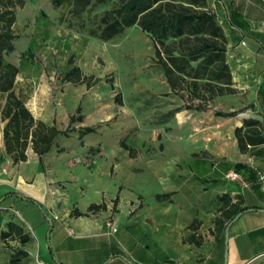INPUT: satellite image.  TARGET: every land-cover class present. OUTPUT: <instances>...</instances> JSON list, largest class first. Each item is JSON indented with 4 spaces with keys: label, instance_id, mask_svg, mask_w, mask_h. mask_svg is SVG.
I'll list each match as a JSON object with an SVG mask.
<instances>
[{
    "label": "crops",
    "instance_id": "obj_1",
    "mask_svg": "<svg viewBox=\"0 0 264 264\" xmlns=\"http://www.w3.org/2000/svg\"><path fill=\"white\" fill-rule=\"evenodd\" d=\"M210 5L227 39L232 86L247 90L250 109L245 115L260 121L264 134V0H210ZM232 96L217 98L230 102ZM4 100L5 96L0 111ZM25 105L35 119L53 124L43 112L35 115L34 108ZM74 113L68 112V122L71 116L78 117ZM197 114L199 129L188 127L167 144L169 153L184 158V176H177L175 159L128 158L130 152L121 143L104 144L95 155V145L103 143L99 138L95 144L83 143L96 130L80 137L83 127L94 128L81 121L72 123L80 126L69 137L63 136L65 143L59 136L41 157L28 147L26 159L13 163L5 153L0 117V231L14 223L29 238L24 243L0 238L2 264H11L18 250L25 255L15 264H256L263 260L264 213L258 209H264V145L260 155L239 150L234 135L242 124L239 114ZM229 170L241 179H225ZM162 172L168 175L165 181ZM182 178L189 185L182 184ZM151 180L161 187L146 195L143 185ZM184 187L199 196L194 213L185 214L178 203ZM226 198L232 203L240 199V207L254 209L230 226L227 240L215 225ZM92 205L96 208L90 210ZM155 214L162 216L158 223H153Z\"/></svg>",
    "mask_w": 264,
    "mask_h": 264
},
{
    "label": "rangeland",
    "instance_id": "obj_2",
    "mask_svg": "<svg viewBox=\"0 0 264 264\" xmlns=\"http://www.w3.org/2000/svg\"><path fill=\"white\" fill-rule=\"evenodd\" d=\"M110 6L107 3L94 8L89 17ZM65 12V8H54L50 0H24L16 9L15 49L5 61L18 67L15 91L28 107L34 108L35 115L43 112L59 129L72 131L80 126L68 122V112L73 111L82 116V125L94 127L96 133L85 136L82 142L95 144L99 138L103 144L95 145V155L104 144L119 146L123 142L131 149L128 158L175 159L177 176H184V158L169 153L167 144L183 136L188 127L199 129L197 112L234 117L250 109L247 90L239 87L234 88L230 102L215 98L202 110L187 109L179 97L170 93L155 63L152 41L139 27L133 25L116 38L103 41L78 30L75 23L68 28L60 22ZM72 68L80 72L76 82L65 80ZM4 96L0 93V102ZM75 104L79 110L73 109ZM247 118L245 115L241 121ZM59 140L66 142L63 136ZM161 176L164 181L168 178L167 173ZM181 182L189 185L184 178ZM160 187L151 180L144 183L143 192L147 195ZM185 187L181 189L186 192L181 191L177 197L178 203L185 214L194 213L199 196ZM161 217L155 214L153 223ZM147 219L152 220L150 216ZM206 234L211 233L208 230Z\"/></svg>",
    "mask_w": 264,
    "mask_h": 264
},
{
    "label": "trees",
    "instance_id": "obj_3",
    "mask_svg": "<svg viewBox=\"0 0 264 264\" xmlns=\"http://www.w3.org/2000/svg\"><path fill=\"white\" fill-rule=\"evenodd\" d=\"M54 8H65L60 22L68 28L77 24L78 30L108 41L119 36L125 29L136 25L146 33L153 46L155 63L162 72L170 93L179 97L187 109L202 110L215 98L235 92L232 75L227 62V39L220 26L210 0H50ZM24 0H0V93L5 100L0 111L2 139L5 153L13 163L26 159L30 147L39 157L49 152L59 136L69 137L71 130L59 129L54 124L35 119L22 98L15 91L18 67L5 61L15 49L18 34L15 31L16 9ZM111 3L100 14H89L98 6ZM74 21V22H73ZM29 57H33L30 53ZM79 69L66 72L65 80H79ZM79 110V108L77 109ZM79 116L69 122L81 121ZM83 127L80 137L93 132ZM234 135L242 153H263L262 125L256 119L247 118L236 127ZM129 152L131 149L121 143ZM256 150V151H255ZM254 151V152H253ZM8 195V194H7ZM24 199L35 202L31 198ZM241 200L231 202L226 198L221 206V216L215 225L224 237L225 227L238 214L253 208L240 207ZM96 208L90 206V210ZM18 238L22 243L29 238L14 223H8L0 231V238ZM25 253L18 250L11 264L17 263ZM264 259L256 264H263ZM57 264H60L57 262Z\"/></svg>",
    "mask_w": 264,
    "mask_h": 264
},
{
    "label": "built area",
    "instance_id": "obj_4",
    "mask_svg": "<svg viewBox=\"0 0 264 264\" xmlns=\"http://www.w3.org/2000/svg\"><path fill=\"white\" fill-rule=\"evenodd\" d=\"M225 179L230 180V181H236V180H240L241 176L232 170L227 171L224 174ZM107 225L111 228L112 231H115V227L113 226V224L111 222H108Z\"/></svg>",
    "mask_w": 264,
    "mask_h": 264
},
{
    "label": "water",
    "instance_id": "obj_5",
    "mask_svg": "<svg viewBox=\"0 0 264 264\" xmlns=\"http://www.w3.org/2000/svg\"><path fill=\"white\" fill-rule=\"evenodd\" d=\"M260 212L264 213V209H258ZM241 216V214H238L237 216H235L230 222L227 223L226 227H225V231H224V237L225 240L228 239L229 236V228L230 226Z\"/></svg>",
    "mask_w": 264,
    "mask_h": 264
},
{
    "label": "bare ground",
    "instance_id": "obj_6",
    "mask_svg": "<svg viewBox=\"0 0 264 264\" xmlns=\"http://www.w3.org/2000/svg\"><path fill=\"white\" fill-rule=\"evenodd\" d=\"M246 113H240L239 116H244Z\"/></svg>",
    "mask_w": 264,
    "mask_h": 264
}]
</instances>
